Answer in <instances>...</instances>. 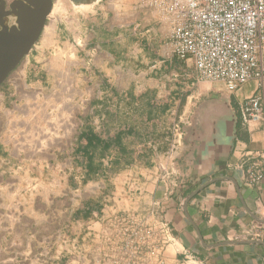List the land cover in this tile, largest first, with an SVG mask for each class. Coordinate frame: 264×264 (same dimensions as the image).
<instances>
[{
    "label": "crops",
    "instance_id": "obj_1",
    "mask_svg": "<svg viewBox=\"0 0 264 264\" xmlns=\"http://www.w3.org/2000/svg\"><path fill=\"white\" fill-rule=\"evenodd\" d=\"M100 2L88 6L96 7ZM111 2L107 0V5ZM135 14L144 20V49L152 63L159 66L150 72L151 86L143 77L124 84L122 64L113 66L97 91L98 101L106 104H65L66 112L85 114L77 120L92 121L95 131L96 122L100 123L104 116L103 105L114 111L117 105L122 108L118 103L127 95L137 97L146 92L159 103L172 97L171 85L167 91L166 85L159 84L161 79L166 83L167 74L171 75L174 58L166 30L149 10L132 8L131 15ZM48 43L49 36L43 31L25 60L19 84L10 83L2 93L0 264H264V236L249 239L243 235L255 224L264 230V178L254 187L243 180L253 158L262 162L257 154L264 152V129L250 131L242 124L238 110L244 98L255 94L256 83L249 82L228 93L218 84L197 83L193 69L195 88L186 98L189 101L165 102L171 115L169 121L176 120L175 126H179L190 111V98L203 93L183 128L181 145L170 151L173 134L163 153L141 164V146L134 142L129 146L134 161L122 166L114 179L97 176L83 183L85 171L71 156L76 133L69 146L52 147V154L45 157L40 155L37 144H31L33 138L25 141L23 150L15 143L18 134L24 136L61 117L62 104H54L60 100V92L55 94L60 71L44 59ZM108 56L109 61H119L118 57ZM141 76L140 72L138 78ZM114 95L118 96L116 104H110ZM50 97L53 104H38ZM152 147L156 149V145ZM65 153L68 157L62 164L58 157ZM119 158L115 148L100 161L105 167ZM159 164L165 167L166 178H162ZM169 184L174 185L171 193ZM192 193L195 194L183 206ZM156 204L158 215L150 218L149 210ZM120 212L132 213L137 220L168 224L173 242L165 246L161 263L147 249L129 260L119 240L111 241L112 233L107 227L114 214Z\"/></svg>",
    "mask_w": 264,
    "mask_h": 264
},
{
    "label": "built area",
    "instance_id": "obj_2",
    "mask_svg": "<svg viewBox=\"0 0 264 264\" xmlns=\"http://www.w3.org/2000/svg\"><path fill=\"white\" fill-rule=\"evenodd\" d=\"M133 8L149 10L155 16L166 30L170 53L193 66L197 83L218 84L233 93L255 82V94L244 98L238 110L242 124L250 131L264 129V0H137ZM95 128L99 131V121ZM52 129L59 131L54 124ZM24 137L33 138L40 152L45 140H40V127ZM16 145L24 149V145ZM176 146L174 139L170 151ZM257 156L262 162L253 158L243 173L244 183L249 187L264 178V152ZM158 167L162 178H166L165 167L162 164ZM173 187L169 184L168 192ZM156 208L157 204L151 206L150 218L157 217ZM107 229L112 233L111 241L119 240L122 251H128L124 256L129 260L147 249L161 263L165 246L173 242L167 223L137 220L127 212L115 213ZM243 235L260 239L264 230L255 224Z\"/></svg>",
    "mask_w": 264,
    "mask_h": 264
},
{
    "label": "rangeland",
    "instance_id": "obj_3",
    "mask_svg": "<svg viewBox=\"0 0 264 264\" xmlns=\"http://www.w3.org/2000/svg\"><path fill=\"white\" fill-rule=\"evenodd\" d=\"M53 1L54 5L48 16L49 21L46 22L43 28V31L47 32L49 36V45H46L44 50V59L50 64L51 68L60 71L58 74L60 77L57 78L58 84L55 88V90L57 89L55 94L60 92L59 96L56 95L60 97V100L54 103L52 97H50L45 103L39 100L38 104L58 103L62 104L63 107L60 120L40 125V140L45 139L40 148V155L43 157L52 154V147L60 145L64 148V146H69L72 137L78 127L81 126L82 119L77 120V117H84L85 114H81L82 112L79 114L78 111H75L78 113L74 112L73 114L66 112L67 110L64 109L65 104H98L97 91L101 80L104 79L107 71L113 69V66L122 64L121 69L125 74L124 84L127 85L131 80H138L143 77L146 82L148 81L149 86L153 83L150 72L156 70L159 66L157 62V64L152 63L147 51L144 49V41H146L147 35L143 27L144 20L140 16L136 17V14L131 15L132 8L137 0L135 2L134 0H114L115 2L112 0L110 5H107V0H102L96 7L81 8L76 7L70 0ZM135 19L137 21L133 22ZM139 20L141 21L139 22ZM72 54H74V57L71 56ZM75 54H77V58H75ZM108 54L112 55L114 59L118 57L119 61H109ZM26 58L27 56L0 86V104H2L1 98L4 88L10 83L11 85L14 82L19 84ZM152 65H155V67H152ZM185 66L189 71L183 72L185 75L182 79V93L187 90L191 92L195 88L193 68L190 63H185ZM75 70L78 71L75 74L76 76H74ZM179 70L177 66L173 65L171 75L167 74L166 83L164 79H161L159 84L166 85L167 91L169 85L173 89V84L180 73ZM140 72L142 76L138 78ZM89 74L91 75L89 76ZM153 79L155 80V78ZM188 79H191L190 84ZM163 94L160 95L161 99L164 98ZM177 97L178 94L172 95L171 100L178 103ZM186 100L188 102L189 98ZM115 101L116 98H110V104H116ZM190 104H192L191 98ZM71 105H67L68 108H71ZM52 122L59 131H53ZM0 127L3 128V126ZM175 129L176 126L173 127V134ZM3 132L1 129L0 141L1 136L4 135ZM23 134H18L15 137V143L24 145L25 149L27 138ZM33 143L32 141L31 144ZM67 157V153L58 157L60 163L63 164ZM67 175L68 172L65 173V180H67ZM114 177L111 178L114 179Z\"/></svg>",
    "mask_w": 264,
    "mask_h": 264
},
{
    "label": "trees",
    "instance_id": "obj_4",
    "mask_svg": "<svg viewBox=\"0 0 264 264\" xmlns=\"http://www.w3.org/2000/svg\"><path fill=\"white\" fill-rule=\"evenodd\" d=\"M173 65L180 69L182 75H185L183 72L189 71L185 66V61L176 57L173 58ZM184 68L186 70H183ZM182 79L183 76L178 75L170 94H178L177 104H184L190 94V91L181 92ZM190 82L191 79H188L189 84ZM114 97L118 99L117 95ZM165 102V99L160 103L157 102L146 92L137 97L133 94L127 95L118 103L123 105L122 108L117 105L114 111H111L107 105H103L104 116L100 118L99 131L94 130L92 121L82 119V125L78 127L76 136H74L76 147L70 155L73 161L77 165H82L85 171L83 183L97 176L107 179L119 174L124 166L134 161L133 151L129 148L134 142L141 146L138 156L141 164H147L154 159L157 153H163L172 139L176 121H169L171 115L167 112L169 108L166 107ZM167 102V104H176L171 98L167 99ZM97 103L106 104V102L99 101ZM153 145H156V149H153ZM115 148L120 158L110 161L104 167L100 158Z\"/></svg>",
    "mask_w": 264,
    "mask_h": 264
},
{
    "label": "water",
    "instance_id": "obj_5",
    "mask_svg": "<svg viewBox=\"0 0 264 264\" xmlns=\"http://www.w3.org/2000/svg\"><path fill=\"white\" fill-rule=\"evenodd\" d=\"M75 6L93 5L98 0H70ZM34 9H29L19 22V29L8 30L4 27L0 31V86L9 74L29 55L38 42L40 33L45 26L46 19L51 13V0H31ZM195 193L190 194L184 202Z\"/></svg>",
    "mask_w": 264,
    "mask_h": 264
},
{
    "label": "flooded vegetation",
    "instance_id": "obj_6",
    "mask_svg": "<svg viewBox=\"0 0 264 264\" xmlns=\"http://www.w3.org/2000/svg\"><path fill=\"white\" fill-rule=\"evenodd\" d=\"M30 2L31 0H0V31H2L4 27L8 30H11L13 28L19 29V22L24 17L25 13L29 9H34ZM51 3L53 7L54 1L51 0ZM42 31L40 33V36L42 34Z\"/></svg>",
    "mask_w": 264,
    "mask_h": 264
},
{
    "label": "bare ground",
    "instance_id": "obj_7",
    "mask_svg": "<svg viewBox=\"0 0 264 264\" xmlns=\"http://www.w3.org/2000/svg\"><path fill=\"white\" fill-rule=\"evenodd\" d=\"M76 7H80V8L81 7H88V5H77ZM207 92H210V90L207 91ZM202 95H203V93L199 94L198 96L191 97L192 104H191L189 113L187 114V116H185L181 120L180 125L176 126L175 133H174L175 134V142L179 146L181 145V142H182L183 128L189 122V118H190V115H191L192 108H193L194 104L196 103V101H198L200 99V97H202Z\"/></svg>",
    "mask_w": 264,
    "mask_h": 264
}]
</instances>
